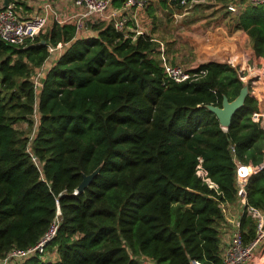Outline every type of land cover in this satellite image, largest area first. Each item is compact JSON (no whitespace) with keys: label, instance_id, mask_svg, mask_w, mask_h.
<instances>
[{"label":"trees","instance_id":"1","mask_svg":"<svg viewBox=\"0 0 264 264\" xmlns=\"http://www.w3.org/2000/svg\"><path fill=\"white\" fill-rule=\"evenodd\" d=\"M228 1L208 4L224 16ZM236 23L252 51L230 61L195 60L187 69L196 76L182 82L166 78L151 36L132 40L111 24L77 39L75 26L56 23L25 46L0 39V261L35 245L59 208L45 256L23 264L223 263L220 225L223 206L238 197L235 159H264L263 119L252 118L264 108L261 87L250 88L227 129L206 108L221 106L224 95L233 100L246 70L264 65V6L247 8ZM59 41L72 42L37 92L32 74L46 62L48 44ZM35 107L32 147L41 170L17 127L25 120L33 126ZM100 164L76 193L83 174ZM246 192L247 204L264 211V167ZM240 229L244 243L256 236L246 213Z\"/></svg>","mask_w":264,"mask_h":264},{"label":"built area","instance_id":"2","mask_svg":"<svg viewBox=\"0 0 264 264\" xmlns=\"http://www.w3.org/2000/svg\"><path fill=\"white\" fill-rule=\"evenodd\" d=\"M119 1V4H116ZM179 1L181 6L190 4L188 0H170ZM195 0H192L194 2ZM4 0H0V39L14 45L25 46L28 40L33 41L35 37L44 32L49 24L58 25L71 24L75 26L76 37H87L85 32L89 31V25L97 22L111 24L113 28L124 34V37L136 39L139 35H149L151 29L146 24L145 0H69L65 6L59 7L56 0H34L38 4V11L28 16H22L18 10L21 7L19 0H9L8 6L4 7ZM264 6V0H230L226 3V11L230 18L239 16L249 7ZM132 30V33L130 32ZM95 36V35H93ZM72 41H59L56 44L49 43L47 46L49 56L46 62L39 68H36L35 74L31 77L32 82L39 92L42 81L48 69L68 50ZM161 57V66L168 80L182 82L191 80L196 76L195 73L188 71L187 67L171 63L166 56L163 45L158 47ZM202 71L201 73H204ZM252 118L255 121L263 119L264 109L260 112H253ZM33 123V134L28 136V145L26 151L30 154L32 161L41 170L42 163L33 152V139L36 134L40 113L35 107L34 114L30 117ZM29 122V121H28ZM234 152V148L231 147ZM235 181L238 190V197L242 203L243 213L251 216L256 222V236L247 243L243 241L242 230L240 229V219L232 230L230 237L224 243L223 263L222 264H248L252 261L254 255L264 245V211L247 204L246 186L251 176L258 173L264 167L263 162L258 165L251 163L245 164L237 159ZM197 174L204 180L210 182L207 178V172L201 164L197 166ZM60 209H57L56 218L48 230L33 246L27 249H12L0 264H23L32 257H44L48 244L54 239L59 227ZM222 249V250H223ZM146 264H154L151 261H144ZM191 264H199L192 261Z\"/></svg>","mask_w":264,"mask_h":264},{"label":"crops","instance_id":"3","mask_svg":"<svg viewBox=\"0 0 264 264\" xmlns=\"http://www.w3.org/2000/svg\"><path fill=\"white\" fill-rule=\"evenodd\" d=\"M145 1L147 2L146 24L151 29L150 36L159 45L164 46L166 54L168 55V58H170V61L172 63L176 64L183 62L185 56L187 57L188 60H190L189 63L192 62L191 60L208 61L211 59V58L209 59L198 58L200 57L201 54L200 52L197 54L198 56H196L195 54L194 56L191 51L186 52V49L184 50L182 43L184 44L185 42L198 41L199 39L196 35H198L197 33H200L201 31L200 28L202 27L203 21L206 20V22H208L209 19H204L199 22L197 21L196 16L198 14L204 16L203 11L207 10V8L213 9V12L218 11L217 8L208 4L205 7H203L205 9H202L200 6L199 8L201 10H199L197 8V5L200 2L197 0H195L194 2L191 1L190 4H187L184 7H179V8L175 4H171L169 2L170 0H145ZM56 2L59 7H62V5L65 6L66 4H68L69 0H56ZM116 4H119V1H117ZM194 13L197 14L195 15ZM209 15L206 13L205 17ZM226 15L229 16V14ZM194 18L195 21L193 22L192 20ZM50 27L51 25L49 24L48 28L50 29ZM93 32L95 31L93 30ZM130 32L132 33V30H130ZM218 32L220 33V29H218ZM85 34L87 35V37L93 36L92 32L90 34L88 33ZM214 35L215 33L213 32V36ZM215 38L219 39V35H217ZM201 47H206V45H203ZM210 57H212V55ZM242 214H243V207L239 197H237L235 201L227 202L223 206V221L220 225L222 229L221 230L222 249L225 245L224 243H226V241L230 237L231 231L235 229L237 221L241 219ZM223 253H224V249L222 250V255ZM48 258L50 260H55L56 255L54 253H50Z\"/></svg>","mask_w":264,"mask_h":264},{"label":"rangeland","instance_id":"4","mask_svg":"<svg viewBox=\"0 0 264 264\" xmlns=\"http://www.w3.org/2000/svg\"><path fill=\"white\" fill-rule=\"evenodd\" d=\"M19 1L21 4V7L18 10L20 11V14L22 16H28L29 14H34L38 11L39 6L38 4L34 3V0H19ZM197 1L200 2L197 5V8L199 10H201L199 8L200 6L202 9H205L203 7L208 5V3L212 2V0H197ZM220 8H224V5H221ZM206 13L210 15L205 17ZM194 14L196 15L197 13H194ZM203 14L204 16L199 15V14L196 16L197 21L200 22L201 20H204V19H209V20L208 22H206V20L203 21L202 27L200 28L201 31L200 33H197L198 35H196L199 39L198 41L185 42L184 44L182 43L184 50L186 49V52L191 51L193 55L195 54L196 56H198L197 54L200 52L201 54H200V57L198 58H208V59L211 58L212 60H217V61H227L228 59L230 61V59H235L238 56H240V53L243 51H244V54L247 53L248 50L252 51V48H251L252 42H251L250 37H248L245 34V32L242 30L241 27H237V23H236L237 21H235V18L233 17L230 18L227 15L223 16L222 9L213 12V9L207 8V10L203 11ZM192 21L194 22L195 18ZM101 23L103 22H97V23H94L93 25H99ZM93 25L88 26L89 31L87 33L90 34L92 32L93 35L94 34L96 35L97 31L93 29ZM218 29H220V33L218 32ZM48 30L49 28L47 27L46 29H44L43 33L47 32ZM93 30L95 32H93ZM213 32L215 33L216 36L219 35V39H216L215 35L213 36ZM203 45H206V47H201ZM206 49H209L210 51ZM211 55L212 57H210ZM166 56L168 55L166 54ZM168 59L170 60V58ZM191 61L193 62L195 60H191ZM189 62L190 60H188L187 57L185 56L183 62L176 63V64L182 65L183 67H187L190 64ZM256 66H254L253 64L250 67L251 69L246 70V74L249 76V79L247 78L246 80H248L249 83H251V87H250L251 89H256L258 87H261L263 89L262 90V99H263L262 102H263V107H264V65H261V66L256 65ZM34 74H35V71L33 72L32 76ZM17 127L21 131H23L24 134L28 136L33 134L32 132L34 128L30 126V122L26 120L20 121L19 123H17ZM263 262H264V245L260 248V250L256 252L252 261H250L248 264H254V263L263 264Z\"/></svg>","mask_w":264,"mask_h":264},{"label":"water","instance_id":"5","mask_svg":"<svg viewBox=\"0 0 264 264\" xmlns=\"http://www.w3.org/2000/svg\"><path fill=\"white\" fill-rule=\"evenodd\" d=\"M8 3L9 0H4L3 2L4 7H7ZM250 91L251 90L249 86V81L244 79L242 80V87L239 91V94L233 100H229L228 97L224 95L221 106L208 104L206 105V108L217 117L221 127L223 129H227L231 124L233 115L244 106L245 100L249 95ZM102 166L103 164H100L91 173L83 174V179L78 185L76 189V193H81L85 190V188L92 182L95 176L100 172Z\"/></svg>","mask_w":264,"mask_h":264}]
</instances>
